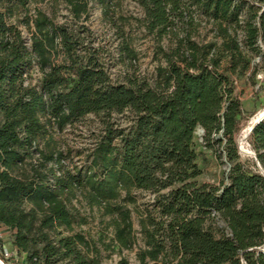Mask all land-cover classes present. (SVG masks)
I'll use <instances>...</instances> for the list:
<instances>
[{
  "label": "trees",
  "instance_id": "obj_1",
  "mask_svg": "<svg viewBox=\"0 0 264 264\" xmlns=\"http://www.w3.org/2000/svg\"><path fill=\"white\" fill-rule=\"evenodd\" d=\"M30 1L44 0H0V247L10 249L0 259L100 264L99 249L75 230L66 204L76 190L110 216L116 243L131 249L130 209L116 200L124 192L123 202H133L131 190L141 189L156 193L159 216L142 220L140 264H264V120L247 136L254 156L242 155L235 137L244 111L233 83V75L257 70L247 52L264 62V0H136L148 32L174 37L160 48L154 87L114 83L96 64L77 65V40L40 10L26 21L33 25L28 45L7 16ZM63 1L75 18L88 13V0ZM99 2L105 11L107 0ZM194 13L216 24L219 45L192 38ZM122 50L134 55L126 41ZM34 63L38 85L25 76ZM126 109L132 127L106 122L84 169H63L61 152L37 144L86 114ZM197 128L203 146L229 164L218 184L197 180ZM34 153L37 162L18 172Z\"/></svg>",
  "mask_w": 264,
  "mask_h": 264
},
{
  "label": "rangeland",
  "instance_id": "obj_2",
  "mask_svg": "<svg viewBox=\"0 0 264 264\" xmlns=\"http://www.w3.org/2000/svg\"><path fill=\"white\" fill-rule=\"evenodd\" d=\"M88 2V13L75 18L63 0L30 1L24 8H19L12 15H8L7 21L22 31L26 43L30 45L33 25L31 22L28 25L26 21H31L36 10H40L56 24L64 25L72 38L77 40L74 47L77 65L96 64L107 72L114 83L137 82L154 87L157 83L156 67L163 63L160 48L166 50L173 46V35L170 33L159 37L155 33L148 32L143 25L144 11L136 0H107L108 7L105 11L99 0H88ZM194 15L195 23L189 29L192 38L201 43L210 41L219 45L220 38L216 36V24L200 14L194 13ZM236 36L247 52L243 46L240 29H236ZM125 41L133 49V56L122 50ZM246 54L251 64L256 63L257 70L254 75L250 70L233 75L235 92L241 100L244 111L241 129L235 137L237 144L243 139L242 134L250 124L249 121L264 108V62L259 55L249 52ZM25 76L27 82L38 85L42 74L34 63ZM106 122L111 123L114 128L127 131L134 123V114L130 109L121 113H89L71 125H66L61 131L54 129L44 137L38 138L37 144L40 147L49 144L50 148L61 152L63 169L72 170L73 166L84 169L89 163V155L102 135ZM202 135L203 131L200 128H197L193 135V144L198 152L197 163L202 170L197 180L218 184L229 164L224 157L215 156L211 149L203 146ZM242 148L252 151L247 138L242 142ZM33 156L26 158V163L18 172L29 170L30 165L37 162V153ZM54 168L58 172L57 165H54ZM131 195L134 198L133 202H123L124 192L116 200L130 209L135 237L131 249L121 248L116 243L110 216L103 215L101 208L90 204L81 190H76L75 196L66 200L68 209L76 217L75 230L83 233L99 249L100 264H117L121 258H124L128 264H140L136 252L145 245L141 232L142 220L148 215L158 218L159 213L154 205L155 192L132 189ZM23 204L26 208L29 207L26 201ZM0 251H3L5 256H10V249L6 243L0 247ZM17 259L16 255L13 261L0 259V264H16Z\"/></svg>",
  "mask_w": 264,
  "mask_h": 264
},
{
  "label": "water",
  "instance_id": "obj_3",
  "mask_svg": "<svg viewBox=\"0 0 264 264\" xmlns=\"http://www.w3.org/2000/svg\"><path fill=\"white\" fill-rule=\"evenodd\" d=\"M255 115H256L255 118L249 121L250 124L247 126V133L245 134V137L242 140H240L239 143L237 144L238 150L241 154H246V155L251 154L254 156V153L252 151H247L242 148V142L247 138L248 134L255 127V125L260 121L264 120V108L262 109V112L260 114L257 115L256 113Z\"/></svg>",
  "mask_w": 264,
  "mask_h": 264
},
{
  "label": "bare ground",
  "instance_id": "obj_4",
  "mask_svg": "<svg viewBox=\"0 0 264 264\" xmlns=\"http://www.w3.org/2000/svg\"><path fill=\"white\" fill-rule=\"evenodd\" d=\"M255 117H253V119H254ZM252 119V120H253ZM247 133V128L243 131V134H242V137L244 138L245 137V134Z\"/></svg>",
  "mask_w": 264,
  "mask_h": 264
}]
</instances>
